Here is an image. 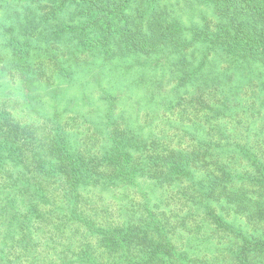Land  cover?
<instances>
[{"label":"trees","instance_id":"16d2710c","mask_svg":"<svg viewBox=\"0 0 264 264\" xmlns=\"http://www.w3.org/2000/svg\"><path fill=\"white\" fill-rule=\"evenodd\" d=\"M7 2L19 11L0 12L9 21L4 44L10 53L4 54L10 71L25 76L26 89L39 79L34 56L51 47L61 58L48 70L64 78L105 71L106 62L115 68L127 57L153 60L155 66L172 51L199 55L192 58L191 70L176 79L177 95L172 97L183 100L191 112L194 133L185 132L188 149L161 147L158 138L150 148L143 138L132 145L126 131L115 126L117 132L108 134L111 148L102 156H81L71 151L70 133L58 121V143L45 139L47 145L39 151L40 125H23L12 113L0 111L2 155L8 163L7 171L0 166V183L15 189L11 192L29 193L21 203L0 198V264H23L29 252V264H36L35 244L25 241L26 226L44 222L58 232L60 242L58 256L47 250L43 264H264V145L251 146L249 133L238 140L235 133L216 129L220 119L235 117L223 89L226 72L252 63L253 81L264 90V0H0V10L8 9ZM213 59L221 60V72L210 78L202 70ZM118 115L112 110L113 122ZM51 175L59 188L51 185ZM138 175L152 179L155 189L175 193L180 186L183 213L146 203L118 219L107 209L90 208L95 202L85 196L87 190L117 186L125 178L134 182ZM55 190L60 194L58 211L53 207ZM18 205L20 213L11 214ZM201 210L204 218L197 213ZM227 215L243 219L246 229H235ZM210 224L227 233L221 262L207 258V239L199 237Z\"/></svg>","mask_w":264,"mask_h":264},{"label":"rangeland","instance_id":"374dc122","mask_svg":"<svg viewBox=\"0 0 264 264\" xmlns=\"http://www.w3.org/2000/svg\"><path fill=\"white\" fill-rule=\"evenodd\" d=\"M15 6L12 2H7L8 9H1L0 12L3 11L9 15L17 13L19 9ZM202 9L206 11L205 8L202 7ZM8 22V17L3 19L0 14V111L12 113L13 117L23 125H40V129L36 130V135L40 139L39 145H42L38 148L39 151L41 149L44 151L47 145L46 142L43 143L45 139L58 143V121L65 123L66 130L70 133L73 143L71 151L86 157H88L87 154L99 156L101 153L102 156L111 148L108 134L112 129L115 133L118 129H124L132 145H135L136 141L140 143L139 139L143 138L144 143H147L146 148H150V142L158 138L162 143L161 147L168 146L170 149L179 145L186 149L190 147V136L185 135V132L194 133L189 122V118L192 117L190 109L183 100L177 101L172 97L177 95L178 80L176 79L180 74L191 70L194 61L192 58L197 57L198 52L190 50L185 56L179 51H172L161 58L155 66L153 60L146 63L144 59L127 57L119 60L115 68L106 62L103 67L105 71L97 68L98 71L78 72L73 77L64 78L58 76L57 71L48 70L51 67L54 69L55 63L61 58L51 47L50 52H41L34 56L32 63L36 61L34 65L40 68L39 79L36 83L32 82L30 88L26 89L23 84V81H27L24 79L25 76H20L16 71H10L8 57L4 54L10 53L4 44L10 33L6 30ZM135 63L136 66L132 71L126 70L127 65ZM247 63L249 62H245L242 68L230 74L226 72V77L223 78V89L228 91L227 95L230 96L227 108L234 111L235 117L234 121H230L229 118L226 119L227 121L220 119L216 129L223 133L233 132L238 140L244 139L249 133L251 146H262L264 145V90L257 86V80L253 81L256 70L253 69L252 63L246 65ZM206 64H203L204 76L208 75L212 78L216 76V73L221 72L220 59H213L207 66ZM27 75H31L30 70ZM48 75L53 78L48 80L46 77ZM96 82L101 86L97 87ZM112 110L119 114L115 122L110 117ZM3 140L4 134L0 133V166L7 171L8 163L2 155L6 151ZM43 153L46 158V151ZM84 165L92 164L84 161ZM51 177V185L59 188L55 183V176L51 175ZM133 180L135 181L129 182L125 178V181L117 186L99 185L87 190L85 196L93 203L95 202L90 208L96 212L107 209L105 210L107 214L118 219H122L125 212H128L127 216L132 215L133 212L130 213V211L136 210L133 207H142L146 203L158 204L166 210L173 211V214L183 213L185 206L182 207L183 204L180 201L183 199L180 186H175L177 192L174 193L170 189H155L152 186L153 180L144 176L138 175ZM11 190L15 189L6 188L0 183V198L5 200L7 196H10L18 202L28 198L29 193L22 195ZM30 193H34V190ZM52 195L57 197L53 206L57 208L59 191L55 190ZM21 207L22 205H18L11 214L20 213L18 208ZM45 209L47 208L41 211L45 212ZM56 210L58 211V208ZM143 212L139 210L138 213ZM197 213H202L203 218L205 217V212L202 210ZM226 219L230 223H236L234 226L238 228L235 227V229H246L243 219L237 217L235 220L232 215H227ZM194 220L199 221V217L196 216ZM186 223L192 222L187 220ZM52 229L53 226L47 222L26 226L25 241L30 240L31 244H35L33 250L37 256L36 264H43L47 260V250L50 251L51 257L58 256L60 236L56 230L51 231ZM202 231L199 237L207 239L204 242L205 247L209 249L208 253H205L207 258L210 256V260L215 259L219 262L220 255L223 253L221 250L225 244L224 236L227 233L213 229V224L205 226ZM194 239L191 241L194 242ZM195 242L200 240L197 239ZM29 254L30 252L25 257L27 261L23 264H29ZM55 258L57 257H53L52 260L55 261Z\"/></svg>","mask_w":264,"mask_h":264}]
</instances>
